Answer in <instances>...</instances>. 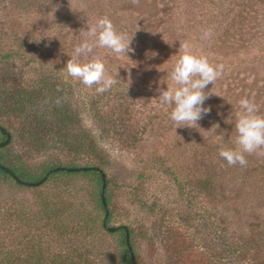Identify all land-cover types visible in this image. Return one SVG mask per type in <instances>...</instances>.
<instances>
[{"label":"rangeland","instance_id":"374dc122","mask_svg":"<svg viewBox=\"0 0 264 264\" xmlns=\"http://www.w3.org/2000/svg\"><path fill=\"white\" fill-rule=\"evenodd\" d=\"M104 16L133 38L134 52L128 58L106 48L93 50L88 59H103L109 74L118 72L121 81L98 93L96 85H83L65 67L85 38L83 30ZM184 43L210 64L223 65V73L204 90L211 95L204 105L210 113L194 128L176 129L172 108L160 104L157 89L175 86L170 72ZM250 53H255L250 60L258 59L254 65L226 66L232 63L230 55ZM6 54L13 56L4 60ZM262 56L264 0H0L3 90L12 94L21 87L45 96L59 92L60 101L70 105L78 117L69 129L87 150L80 155L58 152L56 159L67 167L103 168L113 199L111 226L135 231L140 264H180V254L184 260L209 261L212 246L222 247L217 230L250 256L240 264H264V156L245 153L248 163L241 167L229 166L219 155L222 148L238 147L240 100H254L264 115ZM5 94L0 93V107ZM40 103L47 107L51 96ZM36 111L56 125L52 109ZM0 124L13 134L27 131L24 119L15 115L5 114ZM16 141L6 152L11 158L19 155L32 169L50 162V154L43 156ZM97 184L94 176L79 174L38 188L0 185V211L10 215L24 210L37 227L44 225L42 233L49 235L41 246L44 264L57 254L70 264H83V256L89 264H121L120 234L100 227L105 212ZM42 200L62 215L50 228L42 217ZM93 226L98 232L91 234ZM60 227L68 233L64 238ZM28 234L21 223L5 229L0 261L31 264L23 246ZM213 261L237 262L229 254L222 263Z\"/></svg>","mask_w":264,"mask_h":264},{"label":"trees","instance_id":"16d2710c","mask_svg":"<svg viewBox=\"0 0 264 264\" xmlns=\"http://www.w3.org/2000/svg\"><path fill=\"white\" fill-rule=\"evenodd\" d=\"M239 1V0H238ZM238 3V2H237ZM222 36L219 38L221 39ZM183 42V41H181ZM220 44H223L222 41L218 42ZM255 53H250L249 56L243 54L242 57L239 55H230L229 59L232 60L231 64H227L226 66L231 67H237L239 64H249V66L254 65L258 59H251V55H254ZM13 55L6 54L2 56V58L8 59L11 58ZM228 57V55H226ZM257 56H259L257 54ZM250 58V59H249ZM261 63L264 60V56L261 57ZM2 81H5V78H2ZM4 84L0 81V93H6L4 99H2V106L0 107V118H2L5 114L8 115H15L18 117H22L24 119L25 127L27 128L26 133L20 132L19 133H11L7 129L11 135H12V141L11 143L0 149V164L10 168L22 181L25 182H32L37 183L41 180H43L50 171L58 168V167H67L68 165L62 164L57 161L56 155L61 153H77L82 154L87 150V144L80 143L79 141H75V135L71 133V130L69 129L70 126L74 123L75 120H77L76 113L71 109L70 105H68L64 101H60L59 97L61 96L59 92H53L50 96L52 98V103H48L47 107H44L40 101L46 100V98H49L50 96H45L44 93L38 92V91H28L24 88L19 87L18 91L16 93H8L6 90H3ZM59 86H57L55 89H58ZM60 88V87H59ZM59 101V103H57ZM47 102V101H45ZM46 108V110L52 109V114L55 116L54 124L55 126H52L53 121L51 122V125H49L46 122L45 117L38 116V111L33 112V109H43ZM71 110V111H70ZM43 115V114H41ZM1 125V124H0ZM20 140V142L23 144V146H26L27 149L33 150L38 153H42L43 156H47L50 154V162L42 163L39 167H35V169H32L31 166H27L25 161L19 157V155L15 156L14 158H11V155H9L8 150L11 148V146L15 143L16 139ZM7 139V137L2 133L0 130V143L4 142ZM17 142V141H16ZM94 147V145H93ZM56 152V153H54ZM59 152V153H58ZM74 167H77L74 165ZM86 168H90L88 171H81L76 173H68V172H57L54 174H51L48 178V180L42 185H47L48 182H50L53 179H56L58 177H68L73 175H92L97 179V185H98V199H99V206L100 209L105 212V218L101 221L100 227L103 232H107L109 234H120V246H121V264H134L131 251L127 245L126 240V231L125 226L117 227V231L114 233L109 232V228H113L111 226V220L113 218V211L111 210V205L113 203V199L111 198V195L109 194V189L106 188L105 191V197L107 200L108 208H109V216L106 218V209L104 207L103 201H102V193H103V177L102 174L104 173L103 168L101 166H89ZM14 183L16 187L26 189V188H33V187H27L24 185L19 184L13 176L9 175L2 169H0V185H6V184ZM107 184H109V180L107 181ZM40 187V186H39ZM38 188V187H37ZM42 217L44 220H46V227L50 228L52 225V222H59V220L62 218V215L60 212H58L56 209L50 208V204L46 201L42 200ZM37 220V219H36ZM38 221V220H37ZM95 222V221H93ZM21 223L22 225H26L27 228H29V234L27 236H24L23 239L26 241L23 243L24 248L28 253L31 255V264H44V262H41L40 256L43 255V249L41 248L42 243L44 240L48 238V236H44L42 233L43 227H37V223H34V219L31 216L30 212H26L24 210L18 211L17 213L13 214H6L3 212V214L0 211V240L2 239V243H4L7 240V237L5 235H1L2 232L5 231V229L11 227L13 224ZM218 226V225H217ZM219 228V226H218ZM130 231V237H131V245L133 248V253L136 257V263L140 264L139 255L137 254L135 250V243H134V237H135V231L128 227ZM220 229V228H219ZM79 232V231H78ZM95 232H98L96 230V226H93V229H91V234H94ZM212 232H215L212 226ZM58 233L61 238H64L68 233L66 230H63L60 227V230H58ZM217 234L219 235V241L222 242L221 246H212L213 254L212 256H209L210 259H206L203 257L202 260L195 258V259H187L184 260L183 256L178 255V258H180V264H214V259L219 260L221 263L224 260V256L226 254H229L231 258L236 260V264H240L242 261H246L247 259H250V256L246 252H242L240 248L237 247V245H231L228 241V236L223 230L219 231L217 230ZM231 238V237H230ZM256 240V237L254 238ZM3 248H0V251ZM177 255V254H176ZM264 257V256H263ZM84 258V259H83ZM66 257L60 256V255H54V259L50 264H70L67 262ZM254 261L252 263L257 262L256 258H252ZM83 264H89V261L84 256L82 257ZM229 260V258H228ZM22 262L21 264H23ZM261 263H264L261 262ZM0 264H14L10 262H6L5 260H1ZM20 264V263H18ZM76 264V263H75ZM176 264V263H175Z\"/></svg>","mask_w":264,"mask_h":264},{"label":"clouds","instance_id":"9594fccd","mask_svg":"<svg viewBox=\"0 0 264 264\" xmlns=\"http://www.w3.org/2000/svg\"><path fill=\"white\" fill-rule=\"evenodd\" d=\"M87 29H82L85 38L74 48L65 70L71 78L89 88L96 85V92L104 93L121 82L117 78L118 72L117 76L110 75L103 59L88 57L98 47L109 49L118 56L128 57L129 53L134 52L131 47L133 38H129L125 32L117 31L107 16L99 18ZM182 48L183 54L170 72L175 86L157 89L160 104L172 108L170 119L176 129L194 128L198 126L199 120L210 113L211 108L204 105L211 95L204 90L209 84L213 85L223 73V65H212L207 57L193 54L188 43H184ZM80 57L85 58L84 62H81ZM239 103L241 111L237 114L235 124L238 147L222 148L219 155L229 166L246 167L248 161L245 153L264 156V115L259 114L258 105L254 100L244 98ZM214 127L218 128L219 125Z\"/></svg>","mask_w":264,"mask_h":264},{"label":"water","instance_id":"95a60500","mask_svg":"<svg viewBox=\"0 0 264 264\" xmlns=\"http://www.w3.org/2000/svg\"><path fill=\"white\" fill-rule=\"evenodd\" d=\"M0 130L2 131V133L7 137V139L0 143V149L1 148H4L6 146H8L11 141H12V135L11 133L5 129L3 126L0 125ZM0 169H2L3 171H5L6 173H8L9 175L13 176L14 179L21 185H24V186H27V187H39V186H42L49 178V176L51 174H54V173H57V172H68V173H76V172H81V171H88L90 170V168H78V167H58L52 171H50V173L41 181L37 182V183H32V182H25V181H22L10 168L0 164ZM102 177H103V193H102V201H103V204H104V207L106 209V218H108L109 216V208H108V204H107V200H106V197H105V191H106V188H107V177H106V174L103 173L102 174ZM117 231V228H109V232L110 233H114ZM125 231H126V240H127V245L131 251V254H132V258H133V261H134V264H137L136 263V257L133 253V248H132V245H131V237H130V231L128 228H125Z\"/></svg>","mask_w":264,"mask_h":264}]
</instances>
